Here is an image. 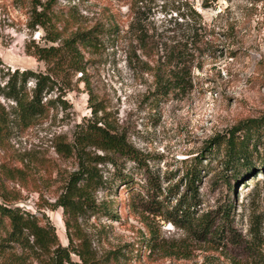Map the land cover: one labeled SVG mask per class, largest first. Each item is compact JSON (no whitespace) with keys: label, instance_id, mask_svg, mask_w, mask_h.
I'll list each match as a JSON object with an SVG mask.
<instances>
[{"label":"rangeland","instance_id":"rangeland-1","mask_svg":"<svg viewBox=\"0 0 264 264\" xmlns=\"http://www.w3.org/2000/svg\"><path fill=\"white\" fill-rule=\"evenodd\" d=\"M191 9L200 15L194 44L196 24L185 16ZM51 10L74 14L70 26L59 29H92L96 45L81 47L83 71L63 68L55 75L53 61L32 53L37 45L59 46L63 38L48 40L30 0H0L3 66L54 74L58 82L48 95L57 101L47 116L10 123L0 138V202L52 223L66 248L70 217V235L88 251L86 264H264V145L256 148L254 139L249 163L230 166L224 142L216 144L241 122H264V0H57ZM175 43L200 49L187 63L191 85L159 96L142 61L158 59ZM87 122L110 123L139 151L140 161L110 153L92 164L104 179L92 190L98 212L67 215L58 200L80 161L59 153L56 144L72 142ZM103 154L92 147L85 152ZM196 158L204 168L197 217L213 211L216 227L230 205L229 224L241 244L228 233L202 240L167 216V206L186 191L185 173ZM121 173L133 177L131 187ZM155 183L160 188L153 192ZM154 199L164 207L155 209ZM7 255L0 248V264ZM70 257L63 264L83 263L76 252Z\"/></svg>","mask_w":264,"mask_h":264},{"label":"trees","instance_id":"trees-1","mask_svg":"<svg viewBox=\"0 0 264 264\" xmlns=\"http://www.w3.org/2000/svg\"><path fill=\"white\" fill-rule=\"evenodd\" d=\"M30 1L34 7L35 24L41 25L51 34L48 40L56 42L59 38H63L62 44L59 46L37 45L32 54L39 60L53 61L57 65L54 71L55 75L63 74V68L73 67L83 71L81 47L96 45L94 40L97 37L94 30L77 28L69 33L66 32L67 30H60L61 24H64V28L70 26L69 23L75 19L74 14L66 15L52 12L51 7L57 0ZM39 6H41V11H38ZM205 7H209V5H205ZM185 16H189L192 25L193 23L196 24L191 28L194 35L191 37L192 41H189L194 44L193 40L197 36L195 32L198 22L200 23V15L195 9H191L190 13ZM182 46L179 43L166 45L163 56L153 59L152 62L150 60L142 61L146 65L147 71L154 77L156 92L159 96H167L175 90L185 91L191 85L189 81L191 67L187 63L192 57L200 53V49L194 46L188 50L181 49ZM145 48V45L139 46V49L143 51L142 54L148 57L150 55ZM54 74L39 72L30 68L23 70L16 68L12 71L3 66L0 57V97L11 103L8 108L0 100V138L4 131L9 128L10 123L16 122L27 125L48 115L57 101V99L48 98V95L54 91L58 84ZM30 81H34V86L30 85ZM99 110L95 109V112ZM263 125L264 122L260 119H248L234 127L227 137H218L219 141L216 144L220 145L224 142L226 148L227 165L235 166L236 162L241 160L249 163L253 140L256 139L254 140L256 148L259 145L257 142L264 145ZM89 147L101 150L104 154L88 157L85 152ZM56 148L63 155H77L80 161V169L71 174L66 190L58 200V205L65 208L67 215H81L86 211L98 212L92 190L102 185L104 179L99 174L97 167L92 164L105 162L106 156L110 153L140 161L139 151L128 143L124 135L115 132L108 122L103 124L87 122L76 132L72 142L59 141ZM262 165H264V160H262ZM253 167L251 168L254 169ZM203 169L201 158H196L189 165L185 173L186 191L177 198L174 206H167V216L177 224L188 228L192 234L202 240H207L210 236L221 238L228 233V235H232L231 242L239 244L241 242L240 237L229 224L231 213L228 208L230 205L223 207L224 210L219 209L225 217H223L222 223L216 227L214 224L217 217L212 215L213 211L205 212L197 217L198 205L201 204L198 188ZM121 174L123 177L118 176V178H121L126 187H131L133 177L128 174ZM152 185L153 192L160 188L159 183ZM172 194L176 195L178 191ZM154 202L155 209L164 207L163 202L159 199H154ZM66 224L69 229V237L72 240L67 248L61 246L55 226L52 223L41 224L36 217L22 212L18 207L0 202V248L4 252H8L4 264H30V259L42 262L49 259L51 264H63L65 260H71V252H76L82 258L83 263L77 264H86L88 251L86 249L84 251L83 247L80 251L74 242V237L70 235V217H67Z\"/></svg>","mask_w":264,"mask_h":264}]
</instances>
